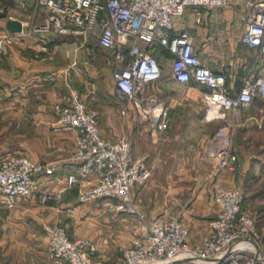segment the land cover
I'll return each mask as SVG.
<instances>
[{"label":"crops","instance_id":"1","mask_svg":"<svg viewBox=\"0 0 264 264\" xmlns=\"http://www.w3.org/2000/svg\"><path fill=\"white\" fill-rule=\"evenodd\" d=\"M198 7H193L194 11L189 17L185 15L183 21L196 35L202 62L215 70H224L233 93L239 90L245 76L253 77L258 83L254 101L242 108L240 121L232 133L241 159L234 168L215 176L216 159L209 154V146L217 131L213 132V126L216 121L223 125V120L208 119L198 112L195 98L204 99L203 86L194 80L185 84L174 79L172 54L162 47L163 60L171 64V75L164 78L169 127L157 142L151 140L147 131L145 144L133 149L135 155L150 165L152 173L146 182L132 187L133 205L140 210L134 213L117 208V200L112 198L82 201L77 186H67L66 175L77 166L72 158L77 130L57 127L53 104L68 99L66 86L72 77L67 66L76 57V50L81 52L80 37L54 31L20 32L16 33L15 42L0 52V155L13 152L10 135L20 136L25 137L21 141L23 151L55 166L52 173L34 174L35 193L25 205L8 207L0 194V264H66L64 260L54 262L51 258L46 227L51 223L64 224L72 238H91L97 245V256L107 264L120 263V246L135 239L139 226L133 229V238L130 223L133 221L137 226L141 212L148 220L159 214L181 212L190 228L187 240L197 243L207 232L204 222L212 220L219 209L212 180L217 178L233 184L228 179L230 173L241 177L252 162L255 167L264 161L262 156L257 159L256 154H264V55L258 46H250L243 39L242 14L249 12L250 0H228L219 7ZM48 11L42 4L0 0V34L10 30L7 21L11 18L20 19L27 28L43 21ZM197 15L202 16V21L197 20ZM201 35L204 37L200 46L197 38ZM176 84L182 86L180 91L172 90ZM81 98L85 101L88 98L91 103L89 97L81 95ZM88 101V107L92 108ZM102 105L106 110H96L101 130L106 129L105 124L114 126L121 119L128 127L136 125L149 130L148 122L129 120V110L124 115L122 107L117 109L116 104ZM193 158L195 165H188L186 160ZM199 169L205 175L203 184L197 186L199 178L194 184L190 179L184 180L185 175L193 177ZM42 191L49 193L45 201L38 199ZM177 259L181 261L171 264L194 262L186 256Z\"/></svg>","mask_w":264,"mask_h":264},{"label":"built area","instance_id":"2","mask_svg":"<svg viewBox=\"0 0 264 264\" xmlns=\"http://www.w3.org/2000/svg\"><path fill=\"white\" fill-rule=\"evenodd\" d=\"M18 3L48 7L45 19L14 32L0 34V49L15 42L16 33L38 31L79 36L85 41L97 38L99 44L115 52L113 81L115 91L127 105H132L140 122H148L150 137L159 141L169 127L166 101L150 92V83L160 81L163 66L156 47L170 50L172 75L181 83L193 80L203 86L207 103L206 117L223 120L211 137L209 154L217 169H232L239 160L232 133L240 121V109L248 107L257 94L258 83L245 76L237 92H231L224 70H215L201 60L196 35L184 26V16L191 7H219L228 0H16ZM251 8L242 14L244 41L258 46L264 55V0H250ZM202 21V16L197 15ZM68 71L81 75L77 60ZM264 67V66H263ZM57 127L77 130L72 158L77 166L67 173V186L76 185L82 201L112 198L117 207L133 209L132 187L144 183L152 174L146 160L133 152V138L116 139L99 128V113L88 107L78 89L71 87L66 101H55ZM212 112V113H211ZM51 161L34 159L27 152L0 155V194L5 204L25 205L35 193L34 174L52 173ZM216 172V171H215ZM214 197L219 209L211 221V234L197 243L187 240L189 226L182 213L155 215L146 219L139 214V233L132 243L122 245L119 264H162L186 256L200 264H264V227L242 210L244 190L215 182ZM46 191L38 199L45 201ZM51 256L66 264H106L97 256L96 243L87 237H71L61 223L47 224Z\"/></svg>","mask_w":264,"mask_h":264},{"label":"rangeland","instance_id":"3","mask_svg":"<svg viewBox=\"0 0 264 264\" xmlns=\"http://www.w3.org/2000/svg\"><path fill=\"white\" fill-rule=\"evenodd\" d=\"M198 9H203V8L198 7ZM193 11H194L193 7H191V9L189 8V10L186 13V17H189L190 13ZM203 37L204 35H201V36H198L197 38V43L200 46L203 44V41H202ZM79 39H81V43H80L81 52L79 51V49L76 50L77 52L76 57L72 60H77L79 67H81L82 73L81 75H76L71 70L68 71L70 72L72 78H69V84L66 86V95H69L71 92V87L75 86L78 89L80 95H83L85 98L86 97L90 98L91 103L88 101V98H86L87 99L86 101H88L89 105L92 107L91 109H94V110L105 109L106 110L107 107H103L102 105L106 103H110L112 106L116 104L115 107H117V109H120L121 107L123 108L125 105H127V103L117 96V93L115 91L114 81L111 75L115 67L114 66L115 65V52L101 46L97 38L95 37H90L86 39L85 41L81 37ZM155 49H156L155 52L158 54L159 60L163 66V75L160 81L150 83L148 86V89L150 90V92L154 93L155 95L160 97V99L162 98L165 101L166 95H165L164 78L166 75H171V64L169 63V61L165 62L163 60V49L161 47H156ZM2 51L3 50L0 49V52ZM85 79L87 80V82H89V87L86 86ZM196 85L197 84L193 86H196ZM181 87L182 86L180 84H176V87L173 88L172 90L180 91L179 89H182ZM195 101H196V107H197L198 112L206 116L207 103L205 99L195 98ZM53 107H54V104H53ZM111 108L114 109L113 107ZM132 108L135 109L132 105H130V107H128L127 109V112L128 110L129 112H131L130 114L131 119L129 120H133L135 123H138L139 121L138 114L136 111L134 113V111H132L133 110ZM241 113H242V109H240V115ZM126 123L127 122L121 119V121L117 122L114 126H112L111 124H105L104 127L106 129L105 130L102 129V132L106 136L110 138H114V139L130 134L133 138V149L136 150V147L138 149L141 143L145 144V141L147 140L145 135H147V131L149 133V130H143L141 126L140 128H138L136 125L128 127ZM219 125H221L220 121L219 122L216 121L215 126H213V132H215L219 128ZM233 132H235V130H233ZM24 138L25 137L21 138L20 136H12V135L8 137V139L10 140L11 148L13 149V152H24L23 146H21V141H23ZM31 138L35 139L36 136H32ZM256 154L258 155L257 159H259V156H262L264 158V154H261V153H256ZM240 159L241 157L239 158V162H240ZM194 162H195L194 158L189 161L186 160V163L190 166H194L195 165ZM215 171L216 172L214 174L215 176H217L220 173H222V171L225 172L229 170L227 169L220 170V169H217L216 167ZM243 173L244 175L241 177H239V174L237 173H230V176L228 177V179L229 180L232 179L233 184H227L225 180L224 181L221 179L217 180V178L212 180L211 184L213 187L215 182H219L225 186L226 185L227 186H240L241 188H243L244 199H243V204H242V210L254 216L257 220L258 227L261 229L264 227V161L258 162L257 166L255 167H254V162H252V166L248 167L247 171ZM198 178H199V181H198ZM188 179H190L191 183H193L195 180L198 181L197 186H199L200 184L204 183L203 181L205 180V175H204V172H202L201 169H199L197 173L194 172L193 177H191V174L187 176L185 175L184 180L187 181ZM195 186H196V183H195ZM117 208H127L130 211V213H134L135 211H140V210H137V208L135 209V204H134L133 209H131L132 207H129L126 205L122 207H117ZM211 221L212 220H207L204 222L207 227V232L205 236L211 234V231H212ZM137 224L138 225L136 226L135 222L133 221H131L130 223L133 238L139 232L138 230L137 233L135 232V235H133L134 234L133 229L135 230V228L136 227L138 228V226L140 225L139 219H138ZM121 247L122 245L120 246V251H121ZM51 258L54 262L62 261V260L56 261L52 256ZM104 263L106 262L104 261ZM114 264H119V263H114ZM192 264H200V263L192 262Z\"/></svg>","mask_w":264,"mask_h":264},{"label":"water","instance_id":"4","mask_svg":"<svg viewBox=\"0 0 264 264\" xmlns=\"http://www.w3.org/2000/svg\"><path fill=\"white\" fill-rule=\"evenodd\" d=\"M7 23H8L9 29L12 31H20L23 28V22L20 19L11 18L7 21ZM179 261H181V260L180 259H173V260H169L167 262H164L162 264L177 263Z\"/></svg>","mask_w":264,"mask_h":264},{"label":"bare ground","instance_id":"5","mask_svg":"<svg viewBox=\"0 0 264 264\" xmlns=\"http://www.w3.org/2000/svg\"><path fill=\"white\" fill-rule=\"evenodd\" d=\"M212 113V112H211Z\"/></svg>","mask_w":264,"mask_h":264},{"label":"trees","instance_id":"6","mask_svg":"<svg viewBox=\"0 0 264 264\" xmlns=\"http://www.w3.org/2000/svg\"><path fill=\"white\" fill-rule=\"evenodd\" d=\"M258 224V223H257Z\"/></svg>","mask_w":264,"mask_h":264}]
</instances>
